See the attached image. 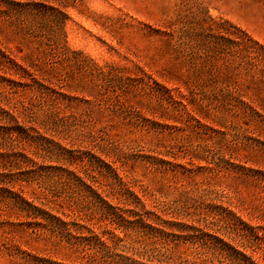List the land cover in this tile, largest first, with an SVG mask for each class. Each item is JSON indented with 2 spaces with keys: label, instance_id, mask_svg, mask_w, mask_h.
<instances>
[{
  "label": "rangeland",
  "instance_id": "obj_1",
  "mask_svg": "<svg viewBox=\"0 0 264 264\" xmlns=\"http://www.w3.org/2000/svg\"><path fill=\"white\" fill-rule=\"evenodd\" d=\"M16 1L59 6L66 16V54L47 45L45 34L30 36L38 38L32 43L15 37L0 19V49L21 64L33 60L45 86L13 78L28 84L11 97L33 101L30 126L76 157L96 164L92 155L102 156L149 206L211 216L209 204L220 203L264 233V0ZM53 114L57 127L45 121ZM40 143L39 165H54L46 152L53 144ZM155 152L178 164L176 172L146 168L144 157ZM109 170L96 171L97 180L117 188ZM41 174L24 183L26 194L59 191L54 171ZM79 201L67 188L58 200L76 213ZM0 206V264H72L59 235L11 229L3 217L24 218ZM259 246L250 251L264 264ZM170 247L206 264H232L201 237L172 238Z\"/></svg>",
  "mask_w": 264,
  "mask_h": 264
},
{
  "label": "trees",
  "instance_id": "obj_2",
  "mask_svg": "<svg viewBox=\"0 0 264 264\" xmlns=\"http://www.w3.org/2000/svg\"><path fill=\"white\" fill-rule=\"evenodd\" d=\"M58 3L66 7L63 2ZM0 5H3L0 19L8 23L7 27L15 37L32 43L38 38L32 40L30 36L45 34L47 45L66 54L60 47V39L65 38L66 16L59 6L16 0H0ZM34 24L38 25L39 31L31 28ZM23 63L0 49V87L3 88L0 90V202L8 209L7 214L24 218L22 222H14L6 216L3 224L11 225V229L22 225L30 235L42 231L56 233L73 254L72 264H206L197 257L178 256L170 247L172 238L190 235L201 237L203 244L222 251L224 259L232 264H258L250 248L264 243V233L244 222L234 210L220 203H210L211 216L190 207H177L168 214L163 202L149 206L145 193L134 191V184L124 182L102 156L91 154L98 161L96 164L83 156L76 157L66 147L30 126L33 101L11 97L19 87L28 84L13 78L24 81L29 78L39 87L45 86L43 79L35 78V62ZM45 121L53 127L59 126L55 114L46 117ZM65 126L62 124L63 128ZM40 142L53 144L54 148L46 152L51 155L48 161L54 165H39ZM144 161L146 168L159 172H176L175 168L179 166L164 159L160 152L145 156ZM44 168H50L56 174L59 191L51 192L49 196L41 189L26 194L24 183L31 184L40 178ZM105 168L113 172L109 177L115 180L117 188L104 189L97 180L95 172L102 174ZM66 188L71 197H79L78 213L58 202ZM80 213L84 217L81 218ZM248 249L250 253H247ZM27 255L33 258L32 254Z\"/></svg>",
  "mask_w": 264,
  "mask_h": 264
}]
</instances>
